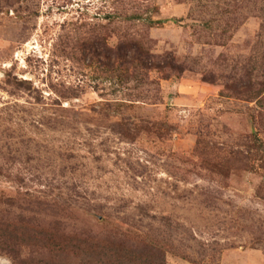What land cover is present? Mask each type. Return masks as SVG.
Instances as JSON below:
<instances>
[{
    "label": "rangeland",
    "instance_id": "obj_1",
    "mask_svg": "<svg viewBox=\"0 0 264 264\" xmlns=\"http://www.w3.org/2000/svg\"><path fill=\"white\" fill-rule=\"evenodd\" d=\"M0 239L264 264V0H0Z\"/></svg>",
    "mask_w": 264,
    "mask_h": 264
},
{
    "label": "trees",
    "instance_id": "obj_2",
    "mask_svg": "<svg viewBox=\"0 0 264 264\" xmlns=\"http://www.w3.org/2000/svg\"><path fill=\"white\" fill-rule=\"evenodd\" d=\"M87 238H73L70 245L73 249L76 247V249L84 251L85 254L89 253L90 256L96 253L99 255V251H101L102 246L99 247L97 245H93L92 241L95 239L90 237ZM45 239L46 238H44V240ZM108 243L112 244L111 242ZM109 246L111 245H106L104 247L103 260L98 264H102L103 262L106 264H166V259L163 253L159 248L154 246H144L142 249L135 248L133 250H130V247L111 249ZM97 254L96 256H98ZM45 261H47V259L44 256L39 257L30 255L27 256L26 259H23L20 264H47Z\"/></svg>",
    "mask_w": 264,
    "mask_h": 264
}]
</instances>
